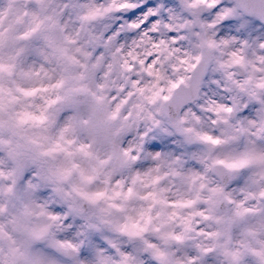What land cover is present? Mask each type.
Segmentation results:
<instances>
[{"label":"clouds","instance_id":"9594fccd","mask_svg":"<svg viewBox=\"0 0 264 264\" xmlns=\"http://www.w3.org/2000/svg\"><path fill=\"white\" fill-rule=\"evenodd\" d=\"M107 2L108 0H47V15L52 16L59 27L49 30L45 24L37 36L25 42L28 50L14 61L13 71L5 73L0 79L4 104L0 118L9 121L17 113L27 111L37 116L46 115L47 119L43 123L28 121L20 126L18 135L14 137L5 129L0 133V138L19 142L30 160L18 190L22 193L30 180L41 183L32 199L38 204H47L49 209L68 214V223L74 228L80 229L88 221L80 216L73 217L69 211L72 207L81 208L85 216L94 222L101 210H104L109 214L107 218L116 224H123L129 218L142 222V218L151 216L153 228L164 227L169 214L176 212L188 215L192 211L170 205L194 197L198 183H192L190 177L193 174L199 173L206 177L202 182L215 187L219 178L212 171H206L213 159H223L229 153L243 151L250 139L255 140L257 148L261 147L258 137L242 136L237 141L219 146H211L194 137L199 132L224 139L227 135L234 134L233 130L239 127L240 120L259 123L261 105L258 99L250 100L247 92L241 91L236 82L243 84L251 78L252 85L247 87L256 91L258 98L264 96V90L255 88L256 83L264 80V64L257 59L264 56V49L259 47L264 44V23L243 16L230 18L227 25L218 26L213 38L218 42L228 40L230 44L221 46L213 53L214 59L208 63L200 78L198 91L191 100L181 103V94L191 92L195 86L199 69L184 71L186 66L179 65L177 57H183L185 52L197 54L198 50L193 45L198 43L195 33L200 32V29L197 27L192 32L182 30L177 33L186 39L174 45L181 49L175 56L169 58L157 55L158 50L152 47V42L161 38L171 39L166 32L144 36L141 33L146 29L139 32L129 30L121 27L122 22L108 19L82 24L79 17L83 15L84 9L81 5ZM167 5L175 8L178 14L181 12L179 0H167ZM226 7H234L233 0H220L218 9ZM164 11L167 15V8ZM200 15L207 23L214 18L212 10L206 7L201 10ZM189 18L182 15V19ZM242 20L250 21L246 29L239 27ZM10 23V20H4V28L7 29ZM106 24L114 26L120 36L105 28ZM209 35H213V30H209ZM91 37L100 39L90 42ZM244 41L248 42L247 47L244 46ZM58 48L67 49V55L77 63L66 62L56 51ZM233 51L245 58L247 67L221 69L215 58L228 62L229 53ZM149 52L152 53L151 56L148 55ZM9 54V50L5 49V60ZM98 60L99 66L92 71H86L82 67L88 65L91 68ZM140 60L145 61V64L141 65ZM124 62L131 67V71L123 68ZM149 65H153V71L160 73L163 79L157 81L154 75L150 76L145 70ZM173 65L180 70L174 71ZM226 73L231 74V81L227 79ZM80 74H85L87 78L77 81L75 78ZM182 78L184 82L181 84L179 81ZM61 81V87H54ZM170 82H176L177 88L168 91ZM100 84L106 85L102 92L97 88ZM80 85L105 97L100 116L106 120V124L100 125L93 121L80 124L75 132L65 133V140L61 143L72 153L71 156L64 151L50 152L60 139L61 130L67 125L69 117L75 116L79 121L89 120L90 107L86 101H90L91 96L70 95V89ZM157 88L164 89L161 97L168 96L167 101L162 98L155 103L149 101L148 98ZM18 89L34 94L24 96ZM233 98H236L239 112L229 121L232 127L222 122L213 123L221 120L214 111L215 105L232 106ZM74 99L79 101L78 105H74ZM48 101L56 103L49 104ZM117 109V117L108 119ZM224 118H228L227 114H224ZM178 124L183 129H193L191 142L177 130ZM32 140L36 144L30 143ZM67 140L75 143L68 145ZM80 145L89 146V156L77 151ZM125 151L129 153L128 156L124 155ZM42 152L49 154L40 155ZM157 153L160 154L159 158ZM132 155L137 159H130ZM32 158H35L36 163L31 162ZM177 158L179 164L174 163ZM0 160L5 161L3 170L7 171L9 162L6 153L0 152ZM38 172L56 175L45 185L36 179ZM173 172L177 174L174 175ZM250 174H243L226 186L234 199L241 197L240 189L245 187ZM57 187L64 198L54 192ZM129 189L132 190L131 195ZM97 193L104 195L96 198ZM207 195L205 191L202 199ZM161 201L165 203H160ZM113 205L116 207H112ZM19 207L18 203L17 208ZM198 208L204 210L206 205L201 203ZM7 219L5 217L0 222L7 223ZM168 227H175L178 231V221L169 223ZM149 234L154 235L151 232ZM108 235L119 239L126 246V241L118 237V234L108 232Z\"/></svg>","mask_w":264,"mask_h":264},{"label":"snow or ice","instance_id":"6c2138e0","mask_svg":"<svg viewBox=\"0 0 264 264\" xmlns=\"http://www.w3.org/2000/svg\"><path fill=\"white\" fill-rule=\"evenodd\" d=\"M219 2L220 0H179L181 12L178 14L175 8L168 7L167 0H108L105 4L81 5L84 12L79 19L82 24L105 19L117 20L122 22L121 27L129 30L139 32L141 29H146L141 33L144 36L166 32L171 39L153 40L152 47L158 50L157 55L169 58L181 51L174 45L186 39L185 36H178L177 33L182 30L192 32L198 27L200 32L195 33L198 43L193 45L198 50L197 54L185 52L183 57H177L178 64L186 66L184 71L199 69L192 91L181 94V103H183L191 100L198 91L200 78L208 63L214 59L213 53L221 46L230 44L228 40L218 42L213 38L214 30L218 26L227 25L230 18L243 16L264 23V0H233L234 7L218 9ZM205 7L214 13L210 23L205 22L200 15ZM47 10V0H0V79L5 73L10 74L13 71L14 61L28 50L25 42L37 36L45 24L48 25L49 30L59 27L54 18L47 15ZM182 15L190 18L182 19ZM6 19L11 21L7 29L3 25ZM249 23V20H242L240 29H246ZM105 28L120 36V32L114 26L106 24ZM209 30H213V35H209ZM99 39V37H91L90 42ZM69 42H71L70 38ZM243 44L247 47L248 42L244 41ZM259 47L264 49V44H260ZM5 49L10 53L7 60L4 58ZM56 51L66 62L77 63L73 57L67 55V49L58 48ZM77 51L81 50L77 49ZM83 55L88 54L83 53ZM148 55L151 56L152 53L149 52ZM229 56L228 62H221L219 58H215L221 69L232 66L247 67L245 58L238 52L233 51ZM257 59L264 64V56H259ZM139 63L144 65L145 61L140 60ZM98 66L99 60L91 65V68L82 65L86 71H92ZM123 68L131 71L127 62H124ZM145 70L150 76L154 75L157 81L163 79L160 73L153 71V65H149ZM173 70L180 69L173 65ZM226 77L229 81L232 80L231 74L226 73ZM86 78L85 74H80L75 79L84 81ZM183 82L182 78L179 83ZM62 84L63 81L58 82L54 87L59 88ZM170 85L168 91L178 86L176 82H170ZM250 85H252L251 78L243 84L236 82V86L241 91L247 92L250 100L258 99L261 105L258 124L252 120H240L239 127L233 130L234 134L227 135L224 139L199 132L195 133L194 138L211 146H219L237 141L242 136L258 137L261 147L257 148L255 140L250 139L244 145L243 151L229 153L223 159H213L206 171H212L219 178L215 187H209L202 182L207 179L206 177L200 176L199 173L193 174L190 177L192 183L194 185L198 183L194 197L170 205L173 208L192 211L188 215L176 212L169 214L164 227L153 228L151 216L142 218V222L129 218L123 224H116L107 218L109 214L104 210H101L100 216L94 222L85 216L81 208L72 207L69 211L73 217L80 216L88 221L81 225L80 229L74 228L68 223V214H61L59 210L49 209L47 204H38L32 199L35 191L40 189L41 183H33L30 180L22 193L18 190L19 182L30 160L23 150L24 146L19 142L0 138V152L6 153L9 162L5 171L3 170L5 161L0 160V220L8 218L7 223L0 222V264H264V96L258 98L257 92L247 87ZM105 87L104 84L97 85L100 92ZM255 88L264 90V80L256 83ZM18 91L24 96L34 94L23 89ZM163 92V88H157L148 98L149 101L155 103L159 98L167 101L168 96L161 97ZM2 94L3 88L0 87V114L4 111ZM81 94L86 97L91 96V100L86 101L90 107L89 120L79 121L75 116L69 117L67 125L61 130L60 139L55 142L50 152L64 151L71 156L72 153L61 143L65 140V133L75 132L80 124H89L93 121L100 125L106 124V120L100 116L105 97L92 92L85 85L70 89V95L73 97ZM48 103L52 104L56 101H48ZM73 103L78 105L79 101L74 99ZM244 107L247 108V105ZM214 111L221 120L213 123L222 122L231 128L229 121L239 112V105L236 103V98H233L232 106L217 104ZM118 112L119 109L108 119H115ZM224 114H227V119L224 118ZM46 119V115L37 116L27 111L17 113L14 117H10L9 121L0 118V133L7 129L14 137L18 135L17 130L20 126L28 121L43 123ZM177 130L186 135L191 142L193 129H183L178 124ZM30 143L36 144V141L32 140ZM66 143L72 145L75 141L67 140ZM88 147V145H80L77 151L89 156ZM48 154V152L40 153V155ZM124 155L128 156L129 153L125 151ZM159 156L160 154L157 153V158ZM130 159L134 160L137 157L132 155ZM31 162L36 163L35 158H32ZM174 163L179 164V159L177 158ZM249 172L251 174L248 175L245 187L240 189L241 197L234 199L226 186L230 181L237 180L241 175ZM173 174L177 173L173 172ZM55 175V173L38 172L36 179L46 185ZM131 191L129 189V195ZM205 191L208 195L202 199ZM54 192L64 198L58 187ZM103 195L97 193L96 198ZM18 203L19 208H17ZM201 203L206 205L204 210L198 208ZM177 221L178 231L175 227H168L169 223ZM108 232L118 234V237L126 241V246L119 239L111 238ZM150 232L154 235H150Z\"/></svg>","mask_w":264,"mask_h":264}]
</instances>
